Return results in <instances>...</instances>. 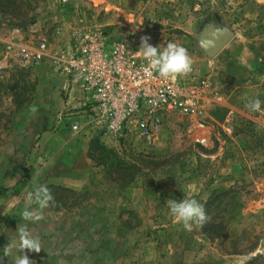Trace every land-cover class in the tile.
<instances>
[{"label":"rangeland","instance_id":"obj_1","mask_svg":"<svg viewBox=\"0 0 264 264\" xmlns=\"http://www.w3.org/2000/svg\"><path fill=\"white\" fill-rule=\"evenodd\" d=\"M16 29L34 51L44 42L46 59L28 65L8 51L6 36ZM99 29H131L161 50L184 46L211 84L202 113L170 117L150 151L95 136L99 149L91 152L90 140L67 128L75 110L61 111L69 97L48 57ZM222 32L231 38L213 53L207 43ZM261 76L264 0H0L3 264H13L3 256L11 241L12 258L27 254L32 264H264V112L246 107L258 98L264 109ZM229 112L236 127L226 134ZM40 184L55 205L31 204L44 219L24 221L28 193ZM185 197L211 217L202 228L174 222L167 202ZM24 224L39 237V253L19 251Z\"/></svg>","mask_w":264,"mask_h":264},{"label":"built area","instance_id":"obj_2","mask_svg":"<svg viewBox=\"0 0 264 264\" xmlns=\"http://www.w3.org/2000/svg\"><path fill=\"white\" fill-rule=\"evenodd\" d=\"M142 37L131 29L121 34L90 30L49 53V67L65 78L69 89L78 90L79 106L69 115L76 119L70 126L74 135L92 133L109 145L124 141L150 151L161 140L170 117L202 113L211 84L195 70L176 80L146 71L147 61L139 54ZM5 44L28 65L46 59V44L39 43L34 51L20 29L9 32ZM235 127L236 115L229 112L223 131L231 134ZM199 142L205 144L206 138Z\"/></svg>","mask_w":264,"mask_h":264},{"label":"clouds","instance_id":"obj_3","mask_svg":"<svg viewBox=\"0 0 264 264\" xmlns=\"http://www.w3.org/2000/svg\"><path fill=\"white\" fill-rule=\"evenodd\" d=\"M150 37L144 36L141 38V47L139 54L147 61V69L158 72L159 77L163 79L176 80L178 78L187 77L193 71L194 60L188 50L174 42H168L166 47L153 46L149 43ZM260 99L249 100L246 107L252 112H264L261 107ZM31 111L35 113L37 109L32 107ZM38 205L40 210L49 207L50 204L55 205V199L51 190L43 184L37 185L34 192L28 193L27 203L22 212V218L27 222H39L44 219L42 211L29 210L31 204ZM167 206L174 218V222L182 223L184 229L192 231L193 225L203 227L207 224L211 217L206 214L204 206L196 199L185 197L182 201L168 200ZM19 251L24 250L39 253L42 249V243L39 237L34 236L28 229L27 224L19 225L18 228ZM15 245L11 241L3 249V256L10 257L13 264H32L27 254L12 258V248ZM0 264H3V257H0Z\"/></svg>","mask_w":264,"mask_h":264},{"label":"crops","instance_id":"obj_4","mask_svg":"<svg viewBox=\"0 0 264 264\" xmlns=\"http://www.w3.org/2000/svg\"><path fill=\"white\" fill-rule=\"evenodd\" d=\"M62 77V76H61ZM262 77V79L264 80V76H261ZM61 79H63L62 80V82H64V84H63V86L65 87H63L62 89L63 90H68L67 91V95H68V97H69V100L63 105V110H61L62 112L64 111V110H66V107H67V109L68 108H74V109H76L78 106H79V103H78V101H77V99H78V97H79V94H78V90H77V88H75V87H73V88H71V89H69L70 88V86H69V84L67 83V81L65 80V78L64 77H62ZM73 109V110H74ZM68 111V110H67ZM69 121H71L70 122V124L67 126V128H68V130L71 132V133H73L72 131H71V129H70V126H71V124L76 120L75 118H70V119H68ZM63 121H67V120H63ZM80 138H82V140H84V141H86L85 139H89L90 140V151L92 152V151H96L97 149H99V146H98V144H97V141H98V139H96L95 138V136H94V134H92V133H90V134H88L87 135V137H81V135H80ZM84 138V139H83ZM48 139V136H47V133H43L42 134V140L43 141H46ZM90 161H91V159H90ZM195 198H197V196L195 197Z\"/></svg>","mask_w":264,"mask_h":264},{"label":"water","instance_id":"obj_5","mask_svg":"<svg viewBox=\"0 0 264 264\" xmlns=\"http://www.w3.org/2000/svg\"><path fill=\"white\" fill-rule=\"evenodd\" d=\"M231 36L227 33H217L212 38L211 41L207 43V47L213 52L217 53L228 43Z\"/></svg>","mask_w":264,"mask_h":264},{"label":"trees","instance_id":"obj_6","mask_svg":"<svg viewBox=\"0 0 264 264\" xmlns=\"http://www.w3.org/2000/svg\"><path fill=\"white\" fill-rule=\"evenodd\" d=\"M253 260L254 258H248L247 264H250Z\"/></svg>","mask_w":264,"mask_h":264}]
</instances>
